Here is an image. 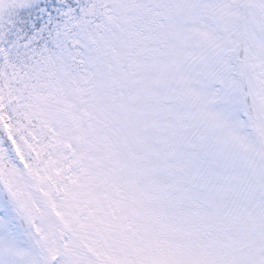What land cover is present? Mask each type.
I'll list each match as a JSON object with an SVG mask.
<instances>
[{
    "label": "snow or ice",
    "instance_id": "snow-or-ice-1",
    "mask_svg": "<svg viewBox=\"0 0 264 264\" xmlns=\"http://www.w3.org/2000/svg\"><path fill=\"white\" fill-rule=\"evenodd\" d=\"M0 264H264V0H0Z\"/></svg>",
    "mask_w": 264,
    "mask_h": 264
}]
</instances>
